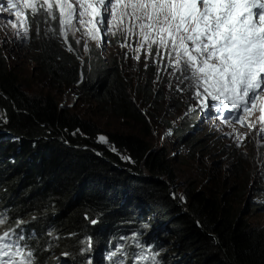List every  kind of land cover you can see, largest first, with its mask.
<instances>
[{"label": "trees", "instance_id": "obj_1", "mask_svg": "<svg viewBox=\"0 0 264 264\" xmlns=\"http://www.w3.org/2000/svg\"><path fill=\"white\" fill-rule=\"evenodd\" d=\"M25 15L27 40H11L34 62L30 75L15 70L0 46V209L6 219L23 224L38 260L86 264L91 257L99 264L112 241L136 243L134 250L140 248L137 244L154 245L162 264H264V227L253 226L236 204L234 185L223 181L219 189H199L191 184L181 196L175 154L150 143L153 126L139 105H150L152 121L169 128L165 117L179 114L186 102L175 91L164 100V89L154 85L161 71L153 67L144 72L138 66L145 77L133 82L117 59L103 63L99 53L100 63L94 58L84 63L73 40L72 52L61 42L58 19L51 22L42 9L35 16L25 9ZM68 88H76L82 101L99 113L139 128H104L93 117L94 108L62 103ZM180 132L176 135L186 143L187 153L210 149L209 142L192 136V131L185 137L186 132ZM100 136L107 143H101ZM217 147L233 180L245 175L248 181L258 174L245 165L255 160L252 154L238 153L227 144ZM248 206L259 211L264 207L251 200ZM133 249H125L126 259Z\"/></svg>", "mask_w": 264, "mask_h": 264}, {"label": "snow or ice", "instance_id": "obj_2", "mask_svg": "<svg viewBox=\"0 0 264 264\" xmlns=\"http://www.w3.org/2000/svg\"><path fill=\"white\" fill-rule=\"evenodd\" d=\"M24 9H30L33 16L42 9L47 17L58 19L59 36L69 52L73 48L67 43L68 35L75 38L80 31L77 24L87 29L85 34L90 39L99 41L101 28L105 34L115 35L114 28H123L124 21L129 20L127 31L135 34L133 29L139 26L142 47L146 44L150 53L157 45V55L161 48L164 50L171 74L183 76L177 77L180 84L188 82L187 88L199 101L198 108L205 112L215 109L224 124L231 125L234 119L250 129L255 124L247 118L258 110V135L264 133V0H43L42 4L39 0H0V14H9L5 26L17 37L28 35ZM21 25L23 33L19 31ZM48 31L56 34L54 29ZM99 141L107 143L104 136ZM112 150L116 151L114 147ZM5 222L0 219V225ZM23 239L14 230L0 235V264H35L33 252L25 253L20 246ZM117 252L123 254L122 249ZM134 259L138 264L149 257ZM152 260L159 264L154 256Z\"/></svg>", "mask_w": 264, "mask_h": 264}, {"label": "rangeland", "instance_id": "obj_3", "mask_svg": "<svg viewBox=\"0 0 264 264\" xmlns=\"http://www.w3.org/2000/svg\"><path fill=\"white\" fill-rule=\"evenodd\" d=\"M40 2L43 3V0H39V3ZM28 10H30V9H28ZM4 14H1V19H0V23H1V25H0V46L1 47L4 46L3 48H5V53H7L9 62L11 64H15V66H14L15 70H17V71L23 70L24 76L30 75L29 72L31 71L32 66L34 65V62H32L30 60V58H26V54L22 51H19L17 49V46L15 47V45H14L15 40H23L24 41L25 38L23 35H21L20 37L15 36L13 34V30L10 27L5 26L7 24L6 17L8 14H6V13H4ZM12 20L15 21V17ZM54 21L55 20L51 19V22H54ZM130 23H131L130 21L125 20L123 28H120V27L114 28L115 35L105 34V32H104V36L101 35L102 38L99 41H95V40L90 39V37L85 34L87 32V29L83 28L79 24H77L76 26L78 28H80V31L76 32L75 38H73L71 33H69V36L71 39L68 40V44H70L72 46V43L70 40H73L75 47H76V50L81 52L80 55L84 59V63L86 60L90 61L92 58H94L95 61L98 62L96 56L99 53L103 57V58H101L103 63H107V61H109L111 59H117L118 62L125 65V67L127 68V71H128V77L133 82H137L139 80L140 76L142 78L145 77L144 74L140 75V71L138 69H136L138 66H141V69L143 71L148 70L147 72L153 70V67H157L158 71H161V74L158 73V75L155 79L154 85H156V87H158L160 89L161 88L164 89V92H165L164 100L165 101L168 98H170V96L173 95L174 91L179 92V94H180L179 98H182V97L183 98L186 97L185 99L189 98V100L187 102H185V105L186 106L188 105L187 109L185 111L180 112L181 114L180 113L177 114L174 112L172 116H170V117L166 116L165 120L170 121L171 127H173L175 132L176 131L180 132L182 130L185 131L186 134L182 137L187 136V133L191 130L192 136L204 139V140L208 141L209 144L211 145L208 152H204V151L199 152L203 155V157H199V154H198V156H195V155L191 156L192 154L187 153L185 144H181L179 142V139H177L178 138L177 135L173 133V129L167 130V127L163 125L165 123H161L162 121L160 122L158 120L157 123H154L152 121V118L149 115L151 113H153L154 110L152 107H150V105H148V104L139 105L141 113L143 115H145L146 120L149 121L150 124L153 126V129L151 131L152 134L150 137V143L154 146V148H165V149L167 148L168 153L171 156H172V154H175V156H174L175 159L173 161V165H174V168L176 171V177H177L176 186L178 187V193L181 194V196H182L183 192H185V190L191 184H195V187H198L200 189V188H203L204 186H210L212 188L213 187L218 188V186L219 187L221 186V182H223V181H225L227 183L230 182L235 187L234 193H232V196H233L236 204H238V206L240 205L239 208L243 209V211H245V214L247 215V217L249 218V220L253 224V226L264 227V211H259V210H255V209L253 211V208H249V206H248L250 198L253 199V200H251V202L254 203L255 205L260 204L259 201H257V199H260V196H257L256 191L252 190V187H251L252 182H256V180L258 181V179H259L258 175L259 174H255L253 176L251 175L250 180H249L250 183H249V181H247L244 178V176H242L241 178H238L237 181L232 180V176L230 175V172L228 170L229 167L227 166L225 168V165H227V163L224 161V158L219 154L221 152V149L220 148L218 149V147H217L218 145L227 144L228 147L233 146L234 148H236L238 153L242 152L246 148L248 151H251L252 155L253 154L263 155L264 154V138H262L258 135V133H259V125L258 124L259 123H258V121H257V123H255L256 120H258L257 117L255 118V122H254L255 127L252 129L243 130V129H239V128L234 127V126L230 127V128L229 127L225 128L224 132H226V129H227V131L231 132L230 136H226L223 133H217V132H215L216 135H214V132H212L210 130V128H208L206 125H204V123H202V126H205L207 128V130H206V128L203 127V128H199V130L194 132V130H192V129H194L195 127H198L201 119H200V116L197 115L195 118L196 122H195L194 127L190 125V120L192 117V115H191L192 112L190 111V109L194 108V107L196 108V102H195L194 98L191 97L193 95L192 90H189L187 88L188 82L180 84L177 77H179L180 79H183V76H181L180 73H176V75L171 74L173 69L169 65L168 58L166 57V55H164V52H163L164 50L162 48L160 49V54L157 55V48H158L157 45L152 46L153 49L151 48L150 53H149V49L147 48L146 44L143 46L144 48L141 46L142 45V37L139 36V26L137 25V27H135L136 29L135 28L133 29L134 30L133 32L135 34H130L127 31V28L129 27L128 25H130ZM28 29H29V26H28ZM19 31L21 33H23V25H21L19 27ZM136 34L138 36H136ZM135 36H136V38H135ZM137 37H138V40H137ZM11 38L14 41L11 40ZM77 39L80 40L79 44H77L75 42V40H77ZM85 43L87 44V48H88L87 51H85ZM122 44L126 45V46L122 47L121 46ZM137 48H140L139 52L136 51ZM137 55L139 56V59L135 58ZM149 60H151V61H149ZM98 63H100V62H98ZM159 64L162 66L165 65V67L161 69ZM165 69H167V70H165ZM177 85H179V88L177 87ZM179 89H184V91H181ZM76 92H77L76 88H68L67 90H65V92L63 93L62 98H61L62 103L65 104L66 106H73V105H74V107L78 106V109H83V110L94 108V110L92 111L93 117L98 122H101V125L107 129L110 128V129H116L118 131H124L125 129L129 130V128L132 126H136L137 128H139L138 124H136L134 122L133 123L132 122L126 123L125 121L117 120L116 118H113L111 116L104 115L103 113H99L98 111L95 110L96 107H91V106L89 107V105L84 103L82 101L81 96L80 95L78 96ZM167 93H168V96H167ZM192 102H194L195 104H193ZM200 127H201V125H200ZM258 140H259V142H258ZM260 141H262V142H260ZM218 143H220V144H218ZM240 147H242V148H240ZM216 151H217V153H216ZM258 151H259V153H258ZM260 151H261V153H260ZM260 157H259L258 163H256L255 160L253 162L250 160H248L246 162L245 165L248 166L249 170L255 171V172H257V171L259 172V171L263 170L262 169V162H263L264 158L262 156H260ZM260 160H261V162H260ZM214 163H216V164H214ZM213 167H215V168H213ZM220 174H222V175H220ZM211 177H212V179H210ZM251 180H252V182H251ZM238 191L240 193H238ZM237 197H238V199H237ZM247 206H248V209L246 212Z\"/></svg>", "mask_w": 264, "mask_h": 264}, {"label": "clouds", "instance_id": "obj_4", "mask_svg": "<svg viewBox=\"0 0 264 264\" xmlns=\"http://www.w3.org/2000/svg\"><path fill=\"white\" fill-rule=\"evenodd\" d=\"M0 19H1V14H0ZM0 25H1V23H0ZM24 30V29H23ZM26 37V40H27V36H25ZM24 42H25V40H24ZM68 43V42H67ZM162 66V65H161ZM77 93V92H76ZM187 102V101H186ZM187 109V106L186 105H184V107H183V109H182V111L181 112H183V111H185ZM196 114L195 115H193L192 117H191V120H190V125L191 126H194L195 125V118H196ZM202 123H204L207 127H209V125L207 124V123H205L203 120H200V123H199V125H198V127H195L194 129H192V130H194V132H196L197 130H199V128H203V127H205V126H202ZM200 125H201V127H200ZM167 127V126H166ZM210 128V127H209ZM171 129H173V127H167V130H171ZM210 130L212 131V132H217V133H223V134H225L226 136H230V134H231V132H229V131H226V132H224V130H225V128H223L222 126H217L216 128H210ZM176 132H178V131H176ZM176 132H175V130L173 129V133H175L176 134ZM190 133H191V131H190ZM216 134V133H215ZM214 134V135H215ZM240 148H242V147H240ZM243 151H245L247 154H252L251 153V151H248L246 148L243 150ZM256 155H260L261 156V154H253V156H254V159H255V162L256 163H258V160H259V157L258 158H256L255 156ZM198 156V155H197ZM262 157L264 158V154L262 155ZM254 161V160H253ZM263 162H264V160H263ZM263 162H262V171H259L258 172V181L260 182V183H258L257 181L256 182H252L251 183V187H252V189L254 190V191H256V195L257 196H260V199H257V201H259L260 202V205L263 207V205H264V166H263ZM226 167H227V165H226ZM256 183H257V186L258 185H260L261 187L259 188V189H256V187L255 188H253V185H256ZM250 200H253L252 198H250ZM263 209V211H264V207L262 208Z\"/></svg>", "mask_w": 264, "mask_h": 264}, {"label": "bare ground", "instance_id": "obj_5", "mask_svg": "<svg viewBox=\"0 0 264 264\" xmlns=\"http://www.w3.org/2000/svg\"><path fill=\"white\" fill-rule=\"evenodd\" d=\"M5 15V14H4ZM11 19H13L14 18V16H11L10 17ZM127 21V20H126ZM129 21V20H128ZM128 23V22H127ZM129 26V25H128ZM137 27V26H136ZM136 29V28H135ZM86 30V29H85ZM134 31V30H133ZM136 31V30H135ZM137 33V32H136ZM138 36V35H137ZM102 38V37H101ZM136 38V37H135ZM137 40H138V37H137ZM136 40V41H137ZM140 40V39H139ZM133 42V41H132ZM135 44V43H134ZM119 48V47H118ZM122 48V47H121ZM144 48V47H143ZM105 49V48H104ZM153 49V48H152ZM155 49V48H154ZM106 50V49H105ZM111 50V49H110ZM114 50V49H113ZM147 50V49H146ZM107 51V50H106ZM146 52V51H145ZM156 54V53H155ZM144 56V55H143ZM146 56V55H145ZM115 57V56H114ZM153 57V56H152ZM151 57V58H152ZM88 59V58H87ZM90 59V58H89ZM152 60V59H151ZM151 60H149V61H151ZM114 61H115V59H114ZM110 64V63H109ZM145 65V64H144ZM88 66V65H87ZM90 66V65H89ZM112 67H114V66H112ZM143 67V66H142ZM110 68V67H109ZM100 69V68H99ZM113 71V70H112ZM138 71V70H137ZM148 71V70H147ZM154 71V70H153ZM145 72V71H144ZM118 74V73H117ZM157 74V73H156ZM155 74V75H156ZM141 75V74H140ZM158 75V74H157ZM120 76V75H119ZM136 76V75H135ZM137 77V76H136ZM137 79V78H136ZM143 79V78H142ZM146 79V78H145ZM163 79V78H162ZM118 80V79H117ZM122 80V79H121ZM119 81V80H118ZM123 81H125V80H123ZM147 81V80H146ZM164 81V80H163ZM122 83V82H121ZM128 83V82H127ZM143 83V82H142ZM150 83V82H149ZM119 85V84H118ZM120 86V85H119ZM118 87V86H117ZM125 87V86H124ZM144 87V86H143ZM162 87V86H161ZM106 89V88H105ZM149 89V88H148ZM155 89V88H154ZM139 90V89H138ZM142 91V90H141ZM156 91V90H155ZM159 92V91H158ZM186 92V91H185ZM149 93V92H148ZM156 93V92H155ZM174 93V92H173ZM163 94V93H162ZM156 95V94H155ZM140 96V95H139ZM167 96H168V93H167ZM145 97V96H144ZM143 97V98H144ZM156 97V96H155ZM192 97V96H191ZM186 98V97H185ZM145 99V98H144ZM156 99V98H155ZM154 99V100H155ZM180 99V98H179ZM189 99V98H188ZM178 101V100H177ZM183 101V100H182ZM186 101H187V99H186ZM154 103V102H153ZM193 104H195L194 102H192ZM168 104V103H167ZM183 104V103H182ZM161 106V105H160ZM164 106V105H163ZM172 106V105H171ZM183 106V105H182ZM188 106V105H187ZM184 107V106H183ZM167 108H169V107H167ZM166 108V109H167ZM195 108V107H194ZM176 112V111H175ZM181 114V113H180ZM187 114V113H186ZM189 120V119H188ZM169 122V121H168ZM173 125V124H172ZM205 125V124H204ZM171 126V125H170ZM194 127V126H193ZM204 128H206V127H204ZM209 128V127H208ZM47 129V128H46ZM142 129V128H141ZM203 130V129H202ZM206 130H207V128H206ZM191 131V130H190ZM226 131H227V129H226ZM50 132V131H49ZM52 132V131H51ZM50 132V133H51ZM203 132V131H202ZM175 134V133H174ZM180 134H182L181 132H180ZM210 134V133H209ZM215 134V133H214ZM166 135V134H165ZM216 135V134H215ZM214 136V135H213ZM202 137V136H201ZM237 137V136H236ZM229 138V137H228ZM178 139V138H177ZM200 139V138H199ZM222 139V138H221ZM196 140V139H195ZM228 140V139H227ZM231 140V139H230ZM262 140V139H261ZM188 141V140H187ZM186 141V142H187ZM221 141V140H220ZM234 141V140H233ZM183 142V141H182ZM195 142V141H194ZM204 142V141H203ZM215 142V141H214ZM235 142V141H234ZM258 142H259V140H258ZM260 142H262V141H260ZM147 143V142H146ZM197 143V142H196ZM206 143V142H205ZM233 143V142H232ZM186 144V143H185ZM189 144V143H188ZM208 144V143H207ZM215 144V143H214ZM218 144H220V143H218ZM195 145V144H194ZM200 145V144H199ZM225 145V144H224ZM198 146V145H197ZM196 146V147H197ZM220 146V145H219ZM209 147V146H208ZM179 148V147H178ZM181 148V147H180ZM195 148V147H194ZM194 148H192V149H194ZM190 149V148H189ZM208 149V148H207ZM219 149V148H218ZM222 149V148H221ZM232 149V148H231ZM154 150V149H153ZM188 150V149H187ZM199 150V149H198ZM197 150V151H198ZM253 150V149H252ZM193 151V150H192ZM254 151V150H253ZM162 152V151H161ZM164 152V151H163ZM166 152V151H165ZM205 152V151H204ZM208 152V151H207ZM240 152V151H239ZM244 152V151H243ZM194 153H195V151H194ZM216 153H217V151H216ZM225 153V152H224ZM258 153H259V151H258ZM260 153H261V151H260ZM188 154H190V153H188ZM192 154V153H191ZM213 154V153H212ZM222 154V153H221ZM236 154V153H235ZM263 154V153H262ZM156 155V154H155ZM160 155V154H159ZM158 156V155H157ZM191 156H193V155H191ZM190 156V157H191ZM195 156H197V155H195ZM215 156V155H214ZM230 156V155H229ZM251 156V155H250ZM262 156V155H261ZM199 157H203V155L201 154V153H199ZM256 158H258V157H260V155H256L255 156ZM162 158H164V157H162ZM261 158V157H260ZM158 159V158H157ZM201 159V158H200ZM206 159V158H205ZM235 159H238V157L237 158H235ZM162 160V159H161ZM199 160V159H198ZM215 160V159H214ZM233 160V159H232ZM180 162V161H179ZM260 162H261V160H260ZM169 163V162H168ZM92 164V163H91ZM165 164H167V163H165ZM214 164H216V163H214ZM226 164V163H225ZM229 164V163H228ZM246 164V163H245ZM162 165V164H161ZM194 165V164H193ZM153 166H155V165H153ZM166 166V165H165ZM197 166V165H196ZM209 166V165H208ZM223 166V165H222ZM226 166V165H225ZM167 167V166H166ZM204 167V166H203ZM235 167V166H234ZM241 167V166H240ZM253 167V166H252ZM213 168H215V167H213ZM256 168V167H255ZM217 169V168H216ZM219 169V168H218ZM97 170V169H96ZM215 170V169H214ZM202 171V170H201ZM211 171V170H210ZM233 171V170H232ZM238 171V170H237ZM249 171V170H248ZM205 172V171H204ZM222 172V171H221ZM228 172V171H227ZM234 172V171H233ZM242 172V171H241ZM173 173V172H172ZM171 173V174H172ZM168 174V173H167ZM204 174V173H203ZM211 174V173H210ZM217 174V173H216ZM235 174V173H234ZM244 174H245V172H244ZM220 175H222V174H220ZM169 176V175H168ZM230 176V175H229ZM235 176V175H234ZM237 176V175H236ZM239 176V175H238ZM245 176V175H244ZM247 176V175H246ZM72 177V176H71ZM233 180V179H232ZM208 181V180H207ZM244 181V180H243ZM249 181V180H248ZM72 182V181H71ZM157 182V181H156ZM174 182V181H173ZM207 183V182H206ZM239 183V182H238ZM250 183V182H249ZM154 184V183H153ZM229 184V183H228ZM236 184V183H235ZM152 185V184H151ZM156 185V184H155ZM245 185V184H244ZM243 185V186H244ZM159 186V185H158ZM204 186V185H203ZM212 186V185H211ZM214 186V185H213ZM227 186V185H226ZM241 187V186H240ZM259 187V186H258ZM225 188V187H224ZM229 188V187H228ZM114 189V188H113ZM159 189H160V187H159ZM175 189V188H174ZM194 189V188H193ZM219 189V188H218ZM221 189V188H220ZM244 189V188H243ZM167 190V189H166ZM212 190V189H211ZM253 190V189H252ZM187 191V190H186ZM226 191V190H225ZM242 191V190H241ZM175 192V191H174ZM211 192V191H210ZM153 193V192H152ZM238 193H240L239 191H238ZM156 194V193H155ZM243 194V193H242ZM146 195V194H145ZM148 195V194H147ZM234 195V194H233ZM238 195V194H237ZM240 195V194H239ZM201 196V195H200ZM203 196H204V194H203ZM211 196V195H210ZM229 196H230V194H229ZM205 198V197H204ZM215 198V197H214ZM226 198V197H225ZM242 198V197H241ZM149 199H150V197H149ZM206 199V198H205ZM218 198H216V200H217ZM237 199H238V197H237ZM209 200V199H208ZM153 201V200H152ZM180 201V200H179ZM215 201V200H214ZM211 202V201H210ZM239 202V201H238ZM183 202H181V204H182ZM256 203V202H255ZM260 203V202H259ZM161 204V203H160ZM218 205V204H217ZM220 207V206H219ZM257 209V208H256ZM222 210V209H221ZM167 211V210H166ZM253 211H254V209H253ZM227 212V211H226ZM229 212V211H228ZM155 214V213H154ZM159 214V213H158ZM243 214V213H242ZM225 216V215H224ZM215 218V217H214ZM242 220H244V219H242ZM221 225H222V223H221ZM244 230V229H243ZM252 234V233H251ZM248 235V234H247ZM250 235V234H249ZM25 239H29V237H28V235L26 234V236L24 237V239L23 240H25ZM40 239V238H39ZM247 239V238H246ZM245 239V240H246ZM23 240H22V242H23ZM248 241V240H247ZM260 245V244H259ZM258 246V245H257ZM141 249H144V251H148L147 250V246L145 247V246H142V247H140V248H138L137 250H136V254H135V256H138V253H139V251L141 250ZM25 250H27V249H25ZM28 251H32L33 252V256H35L36 257V251H34V250H32V249H28ZM28 251H25V253H27ZM250 252V251H249ZM238 263V262H237ZM54 264H64L63 262H61V261H58V262H55Z\"/></svg>", "mask_w": 264, "mask_h": 264}]
</instances>
